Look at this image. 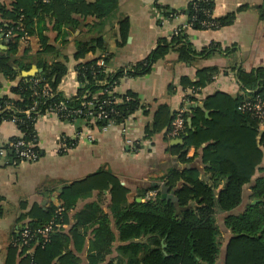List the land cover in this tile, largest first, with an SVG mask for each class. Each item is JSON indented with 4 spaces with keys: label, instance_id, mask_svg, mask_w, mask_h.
<instances>
[{
    "label": "crops",
    "instance_id": "1",
    "mask_svg": "<svg viewBox=\"0 0 264 264\" xmlns=\"http://www.w3.org/2000/svg\"><path fill=\"white\" fill-rule=\"evenodd\" d=\"M20 1L29 5L28 0ZM83 1L85 7L96 2ZM191 1L118 0V9L113 14L97 17L85 13V10L81 13L69 9L66 0L60 8L64 23L61 29L57 26V12L41 13L35 20L32 34L18 41L15 58L21 67L30 65L28 74L38 70L36 62L39 59L50 64L64 62L67 74L57 90L73 96L78 89L80 63L93 59L104 62L103 58L108 57V72L129 69L168 42L175 28L188 23L187 11ZM212 1L214 16L226 20L232 17V21L229 19L230 22L219 29H187L190 43L197 53L195 56L184 61L177 51L171 50L153 64L148 74L120 78L116 92L136 95L141 105L124 123L90 126L84 121L64 120L54 112L46 113L36 123L38 146L42 152L37 161H15L12 152L0 157V264L31 263L29 256L21 250L20 253L14 252L12 245L26 225L36 224L42 214L50 216L49 222L57 219L61 225L58 232L67 237V245L60 257L69 254L71 260H77L79 264L125 261L117 250L126 243L119 240L116 219L111 211V188L98 189L93 182L89 188L83 183L96 174L106 173L116 179L126 189L127 204L156 201L160 195L162 198L161 187L166 183L161 180L171 169L197 168L205 179L212 181L204 172L203 150L207 144L199 148L190 146L185 162L181 161L173 147L184 145L185 139L169 135L170 120L178 109L185 106L186 122L193 130L195 108L202 109L205 119L211 120L213 109L206 108V98L223 95L239 101L246 95L242 74V79L247 80V75L254 76L264 68V0ZM16 3V0H0V55L16 41L7 37L4 30L12 23L8 13ZM158 6L176 10L179 14L173 19H164L158 14ZM125 18L129 20V30L122 36L120 22ZM42 36L48 48L45 51ZM80 43L95 49L84 58L76 59ZM204 69L213 74V81L201 88L193 86L198 80V72ZM23 72L18 68L20 76L24 75ZM18 80L8 79L0 73V98L15 97L12 90ZM188 96H193L194 100H188ZM199 124L206 129L202 120ZM148 130L153 131L151 135ZM20 134L15 124L3 122L0 144ZM179 139L183 141L178 142ZM63 147L66 152H62ZM225 183L222 180L215 190L216 197ZM152 186L159 188L148 190ZM84 188L88 191L82 193ZM169 190L176 193L175 189ZM245 191L248 197V185ZM66 193L71 201L76 199L74 205H68V199L64 197ZM223 216L219 215V219ZM101 227L106 231L109 227L115 236L110 251L98 250V230ZM52 264H60V259L56 258ZM217 264H222L220 259Z\"/></svg>",
    "mask_w": 264,
    "mask_h": 264
},
{
    "label": "trees",
    "instance_id": "2",
    "mask_svg": "<svg viewBox=\"0 0 264 264\" xmlns=\"http://www.w3.org/2000/svg\"><path fill=\"white\" fill-rule=\"evenodd\" d=\"M16 1V5L8 13L12 23L4 28L5 32L12 29V38L16 41L0 55V73L8 79L19 80L12 90L15 97L0 98V123L16 118V126L21 135L12 138L7 145L19 139L27 143L32 142L40 157L42 152L38 146L36 123L51 109L57 110L56 114L60 118L70 122L84 121L90 126L122 124L140 109L141 105L136 95H120L116 92L121 77L148 74L153 64L171 50L177 51L184 61H189L197 54L185 30L173 32L168 42L158 46L149 57L127 70L108 72V57L103 58V65L99 64L98 59L80 63L77 69V92L73 96H66L57 90L67 74L64 62L55 61L50 64L39 59L36 62L38 70L28 74L30 65L21 67L15 58L18 41L32 34L35 20L41 13L52 10L57 12V26L61 29L64 23L60 8L66 4V0H28V6L20 0ZM84 4L83 0H67L66 5L69 9L74 8L73 11L83 13L85 10V13H93L97 17L111 15L118 9V0H96L94 4L86 7ZM157 8L158 14L164 19L170 20L179 14L170 8ZM214 9L212 0H192L187 11L188 23L192 28L206 30L219 29L232 21V17L227 20L218 19L214 16ZM120 30L122 36L127 34V18L120 22ZM41 43L43 50H47L43 36ZM94 49L80 43L75 57L82 59ZM18 68L24 71V75L18 74ZM213 77L208 70H201L193 86L201 88L211 83ZM246 77L247 80H243L242 74L241 81L245 90L252 91L249 96L260 94L264 97V68H260L254 76ZM45 89L52 90L51 94L45 95ZM187 99L194 100L193 96H188ZM243 99L244 96L239 101H233L223 95L206 98V108L213 109L211 120L205 119L202 109L195 108L193 111L194 129H190L186 122V128L180 136L185 139L184 145L174 146L173 152L179 153L180 160L185 162V155L190 146L199 148L207 144L203 150V163L206 165L204 172L211 176L212 181L205 179L197 168L169 170L161 181L170 189L176 190L177 202L164 200L160 195L156 201L127 204L126 189L106 173L96 174L83 182L88 184L89 188L93 183L98 189L111 188V211L116 219L119 240L126 243L117 249L125 260L124 263L118 264H217L219 259L222 264H264V130L259 134V121L249 113L239 110ZM88 103H91V106L85 105ZM78 109L84 112L90 110L95 115L97 111L102 110L108 116L106 119L94 121V114H78L75 112ZM174 117L175 114L171 119ZM200 120L206 129L201 128ZM155 128L159 129V126ZM152 132L148 130V135ZM258 134L261 135L260 143ZM9 152H12L15 161L21 162L12 148L8 149ZM222 180L226 183L216 197L215 190ZM247 185L248 197L245 191ZM158 188L152 186L148 190ZM87 191L86 188L81 190L82 193ZM64 197L68 199V205L75 204L76 199L71 201L67 193ZM254 200L259 202L252 204ZM221 214L224 216L219 219ZM38 220L36 224H28L26 227L41 228L50 221V216L42 214ZM98 235V250L110 251L115 239L113 232L109 227L108 231L101 227ZM66 238L56 231L49 244L36 248L34 263L52 264L59 258L60 264H79L77 260L72 261L69 254L60 257L67 245ZM17 241L18 238L13 242L12 248L14 252L20 253ZM21 253H24V249Z\"/></svg>",
    "mask_w": 264,
    "mask_h": 264
},
{
    "label": "built area",
    "instance_id": "3",
    "mask_svg": "<svg viewBox=\"0 0 264 264\" xmlns=\"http://www.w3.org/2000/svg\"><path fill=\"white\" fill-rule=\"evenodd\" d=\"M177 17V15L173 16V18ZM192 28L189 23H187L184 26H179L174 29L173 32H183L185 30V33L187 29ZM12 29L5 32V35L7 37L12 38ZM100 65H103V62L101 61L99 63ZM52 90L45 89L44 94L50 95ZM110 92V91H109ZM252 93L251 90L246 91V95H244V99L242 100L239 110L245 113H249L253 118L257 119L259 121V130H264V97H262L260 94L255 95L253 97H250L249 94ZM248 94V95H247ZM86 106H91V103L85 104ZM63 108V107H62ZM86 110V109H85ZM186 108L183 106L182 108L178 109L175 112V117L171 122V127L169 130V135L172 138H180L181 134L184 132L186 128ZM57 110H50L48 113H56ZM76 113L80 114L83 113V110H77ZM30 111H28V114ZM87 114V116H93V112L88 110L84 112ZM95 115V114H94ZM107 114L100 110L96 112V115L93 116L94 121H99L107 118ZM13 124L16 125L17 119L12 118L11 121ZM0 123V127H1ZM21 135V134H20ZM8 143L0 144V157L5 156L8 152L9 148H12L16 156L21 160V162H35L39 159V155L34 150L35 145L32 142H26L23 139H19L14 143ZM63 151H66L67 149L63 147ZM61 225L58 223L57 219L51 220L48 224L41 228L37 229H30L28 227H25L24 230L21 232L20 237L18 238L17 245L22 250L24 249V255L29 256L31 259L30 264L34 263V253L37 247H44L47 244H49L52 241V237L56 231L59 230Z\"/></svg>",
    "mask_w": 264,
    "mask_h": 264
},
{
    "label": "water",
    "instance_id": "4",
    "mask_svg": "<svg viewBox=\"0 0 264 264\" xmlns=\"http://www.w3.org/2000/svg\"><path fill=\"white\" fill-rule=\"evenodd\" d=\"M13 39V38H10ZM200 107H203L202 104H199ZM193 106H190V108H192ZM178 142H182L183 139H179L177 140ZM161 192H162V199L167 200V201H172V202H177V198L175 196V191L173 190L172 192H170L169 188L163 184L161 187ZM258 200H254L252 202V204L257 203Z\"/></svg>",
    "mask_w": 264,
    "mask_h": 264
},
{
    "label": "rangeland",
    "instance_id": "5",
    "mask_svg": "<svg viewBox=\"0 0 264 264\" xmlns=\"http://www.w3.org/2000/svg\"><path fill=\"white\" fill-rule=\"evenodd\" d=\"M261 201V200H260ZM257 202H259V201H257Z\"/></svg>",
    "mask_w": 264,
    "mask_h": 264
}]
</instances>
